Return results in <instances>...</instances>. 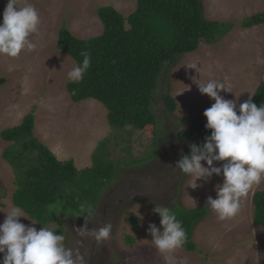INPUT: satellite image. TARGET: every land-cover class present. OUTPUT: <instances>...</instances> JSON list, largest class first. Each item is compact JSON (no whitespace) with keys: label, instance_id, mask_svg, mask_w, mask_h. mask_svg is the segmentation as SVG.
<instances>
[{"label":"rangeland","instance_id":"rangeland-1","mask_svg":"<svg viewBox=\"0 0 264 264\" xmlns=\"http://www.w3.org/2000/svg\"><path fill=\"white\" fill-rule=\"evenodd\" d=\"M28 2L36 7L41 18L39 33L31 37L37 49L22 52L17 58L0 56V223L5 219V212L17 207L13 204V195L18 188L16 168L4 158V151L13 142L5 141L1 132L19 125L24 116L33 111L35 137L59 159L74 158L78 168L91 166L95 149L107 140L110 158L119 172L117 180L103 193L93 216L82 225L78 221L71 227L66 224L65 196L51 204L57 206L56 212L53 211L60 218L57 223L65 224L69 247L75 245L84 256L88 255L90 247L76 229L86 223L94 228L102 221H110L113 227L104 264H264V227L254 221L253 204L254 193L264 189V180L253 187L234 218L221 221L207 207V215L193 229L196 250L187 252L181 247L172 253H160L148 232L150 223L161 227V218L153 209L157 205L171 208L176 203L186 208L205 207L207 197L216 198L215 188L222 184L223 176L213 175L207 181H196L195 177L182 174L175 168L180 157L173 156L163 143L157 142L154 147L152 137L145 133L128 127L125 129L129 130L124 131L111 124L108 109L96 99L79 103L71 99L67 89L71 80L67 73L78 65L70 55L58 49L60 29L67 27L80 38L99 35L104 28L97 14L99 7L112 5L128 16L135 10L137 0ZM7 3L8 0H0L1 20ZM201 3L208 20L224 23L229 30L213 42L201 40L196 51L182 54L161 78L153 108L159 117V126L169 130L172 137L215 102L200 93L198 84L209 80L225 82L232 92L220 94L236 101L238 108L239 103L253 96L264 76V23L243 25L252 15L264 12V0H201ZM193 65L197 66L193 68ZM23 87L29 89L27 93L22 92ZM167 94L177 101L173 112L164 102ZM176 146L181 150L184 144L176 143ZM126 148H130L131 153L128 154ZM182 153L190 152L185 149ZM30 160L25 161L29 164ZM202 163L206 166V162ZM214 163L221 166L223 162ZM24 214L29 219L21 217V222L32 225L33 219ZM131 215L141 218L139 227L129 221ZM76 217L84 219L80 215ZM35 227L41 228L36 224ZM48 227L54 230L58 226L50 224ZM128 236L134 238L133 243L127 240ZM85 237L93 240L91 235ZM97 249L95 252L99 251ZM166 256L170 259L166 260Z\"/></svg>","mask_w":264,"mask_h":264},{"label":"trees","instance_id":"trees-1","mask_svg":"<svg viewBox=\"0 0 264 264\" xmlns=\"http://www.w3.org/2000/svg\"><path fill=\"white\" fill-rule=\"evenodd\" d=\"M97 14L104 26L99 35L80 38L67 27L59 31L58 49L70 55L77 65L83 61L81 51H88L91 56V66L83 79L67 83L71 99L75 103L87 99L102 102L108 109L111 124L123 130L128 127L145 133L152 137L154 147L157 142L163 143L180 159L182 154L187 155L182 153L185 149L191 151L190 145H202L205 137L211 134L205 127L207 119L203 114L193 118L186 128L172 137L169 130L159 126L153 104L161 78L179 57L196 51L201 40H217L229 30L228 25L208 20L203 15L201 0H137L135 10L128 16L112 5L99 7ZM261 23H264V12L252 15L243 25L250 27ZM163 99L170 112L177 108L172 95L167 94ZM252 100L258 107L264 103V76ZM34 126L35 113L31 111L19 125L1 132L5 141L13 142L4 151V158L16 168L18 188L13 203L38 224L57 225L54 231L65 236V224L57 223L60 218L56 213H50L48 206L65 196L66 224L72 226L73 219L83 215L81 204L91 206L95 212L103 193L117 180L119 172L110 158L107 140L95 149L93 164L79 169L74 158L59 159L36 138ZM176 143L178 146L184 144L183 148L177 149ZM125 150L131 153L130 148ZM27 159H31L29 164ZM253 204L254 221L264 227V189L254 193ZM169 209L186 231L187 240L182 248L187 252L196 250L193 229L207 215L208 208H186L176 203ZM140 220L136 215L129 216L134 227H139ZM127 240L134 242L132 236ZM2 257L0 254V259Z\"/></svg>","mask_w":264,"mask_h":264},{"label":"clouds","instance_id":"clouds-1","mask_svg":"<svg viewBox=\"0 0 264 264\" xmlns=\"http://www.w3.org/2000/svg\"><path fill=\"white\" fill-rule=\"evenodd\" d=\"M40 24V14L28 0H8L0 23V56L17 58L22 52L35 51L38 45L31 37L39 33ZM80 55L83 57L82 63L67 73L68 79L73 82L82 80L91 66L90 53L81 51ZM198 86L201 94L215 101L203 113L207 119L205 127L211 130V134L205 137L203 145H190V154H182L175 168L182 174L195 177L196 181H207L213 175H222V184L215 188L216 198L207 197L206 207L219 220H229L240 212L242 201L253 187L264 180V103L258 107L249 96L237 108L236 101L225 99L220 94L223 91L232 92L225 82L209 80ZM28 90L27 87L22 88L23 93ZM202 162H206V166ZM214 162L223 163L215 166ZM196 186L195 183L192 187ZM56 209V205L48 206L50 213ZM153 211L161 218V227L155 223L148 226L155 248L160 253L180 249L187 240L182 222L167 207L157 205ZM80 212L86 216L82 220L74 218L73 225L76 221L82 225L93 216L91 206L81 204ZM5 213V219L0 223V254H3L0 264H87L80 249L66 247V237L57 234L49 225L42 226L30 216L32 225L22 223L20 218L28 217L20 207H12ZM35 224L41 228L38 230ZM112 227L110 221H102L95 228H88L86 223L84 227L75 229L81 237L91 235L97 242L105 241L107 246ZM165 259L169 260L170 257L166 256Z\"/></svg>","mask_w":264,"mask_h":264},{"label":"flooded vegetation","instance_id":"flooded-vegetation-1","mask_svg":"<svg viewBox=\"0 0 264 264\" xmlns=\"http://www.w3.org/2000/svg\"><path fill=\"white\" fill-rule=\"evenodd\" d=\"M98 226H100V225H98ZM98 226H96V227H98ZM88 228L91 229L93 227L88 226ZM91 238L93 240H89L85 236L81 237V239H83L89 245V247H90L89 252H91L88 255L84 256L85 260H86L87 264H104L105 259L103 257L105 255H109V253H106L108 251V249H107L108 247L106 246L105 241L97 242L93 237H91ZM66 242H67V240L65 239V243ZM65 246L69 247L70 246L69 242L66 243ZM73 246H74L73 248H75V245H73ZM96 248L99 249L98 252L96 251L97 253L95 252ZM93 251H94V253H92Z\"/></svg>","mask_w":264,"mask_h":264}]
</instances>
